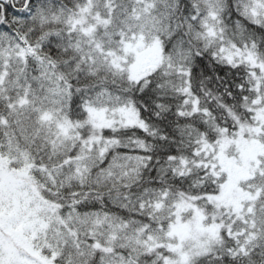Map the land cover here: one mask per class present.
Masks as SVG:
<instances>
[{"label":"snow or ice","instance_id":"6c2138e0","mask_svg":"<svg viewBox=\"0 0 264 264\" xmlns=\"http://www.w3.org/2000/svg\"><path fill=\"white\" fill-rule=\"evenodd\" d=\"M0 264H264V0H0Z\"/></svg>","mask_w":264,"mask_h":264}]
</instances>
